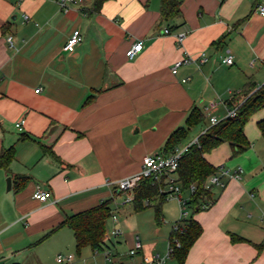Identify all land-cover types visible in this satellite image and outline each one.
I'll list each match as a JSON object with an SVG mask.
<instances>
[{"label": "crops", "instance_id": "crops-1", "mask_svg": "<svg viewBox=\"0 0 264 264\" xmlns=\"http://www.w3.org/2000/svg\"><path fill=\"white\" fill-rule=\"evenodd\" d=\"M176 1L180 15L163 20L162 0H108L99 10L95 0H84L68 11L58 0H0V155L15 149L8 169L0 167V261L40 264L31 250L44 241L62 253L75 247L71 228L54 231L60 222L107 200L117 212V183L140 173L144 156L162 151L194 108L217 100L213 114L223 119L235 95L264 84V15L257 10L264 0ZM77 29L82 39L67 52L64 45ZM137 41L143 49L129 59L126 51ZM203 53L209 60L200 67L184 64L177 75L171 72L184 55ZM228 54L231 65L223 62ZM251 118L244 129L247 150L234 155L224 142L206 155L215 167L243 173L225 188L214 187L211 206L191 214L203 231L182 264H264V136L258 125L264 108ZM208 124L194 127L182 146ZM38 187L50 192L49 200L34 197ZM119 225L123 229L120 219ZM137 236L143 247L131 257ZM170 236L164 235L165 251ZM109 246L128 264L161 253L159 242L124 229Z\"/></svg>", "mask_w": 264, "mask_h": 264}, {"label": "trees", "instance_id": "trees-1", "mask_svg": "<svg viewBox=\"0 0 264 264\" xmlns=\"http://www.w3.org/2000/svg\"><path fill=\"white\" fill-rule=\"evenodd\" d=\"M106 1L108 0H95V9L99 10ZM180 13L178 1L162 0L163 20L180 15ZM228 105L237 109L236 115L225 117L215 125H209L198 137V143L192 144L189 150L184 153L177 169L178 181L185 194H188L190 198L189 204L192 206L193 213L201 209L200 205L204 198L212 201V189L206 188V182L208 177L215 173L216 167L208 161L206 155L224 142L230 143L234 155L244 152L249 147L250 142L244 129L253 114L264 108V84L261 86L250 85L248 89H243L228 102ZM205 121L206 117L203 111L197 107L194 108L187 117L185 125L178 127L170 134L162 151L166 154L175 152L189 137L191 130ZM258 125L264 136V119L260 120ZM14 157V147L2 151L0 167L8 169ZM192 185H195L194 191L190 190ZM163 186L164 178L155 180L153 177H147L142 179L135 189V210L142 211L153 207L155 219L159 224L162 222L163 206L167 201L166 193L161 192ZM145 201H149L150 204L145 205ZM111 212V200L103 201L96 206L67 216L54 231L64 226L71 228L74 232L78 253L85 247H91L93 251L103 249L105 246H109L105 241V236ZM202 231V225L192 216L184 224L182 232L171 231V236H177L182 243V246L175 250L173 256L181 264ZM263 245L264 242L260 246Z\"/></svg>", "mask_w": 264, "mask_h": 264}, {"label": "built area", "instance_id": "built-area-1", "mask_svg": "<svg viewBox=\"0 0 264 264\" xmlns=\"http://www.w3.org/2000/svg\"><path fill=\"white\" fill-rule=\"evenodd\" d=\"M84 0H58L60 9L63 11H68L71 4H82ZM21 0H18L20 3ZM257 10L260 14L264 15V3L257 5ZM25 21L29 20V15L23 14ZM165 33H170V29L166 28ZM186 33H178L177 39L181 43L185 37ZM81 31L79 29L75 30L71 37L66 41L64 45V50L67 52H73L76 49V46L81 41ZM9 42L12 44V36L8 37ZM143 49V42H135L127 51L126 55L129 59H134ZM209 60V57L206 54H202L199 57H193L189 54L184 55V57L178 59L171 68V72L174 75H177L179 69L184 64L196 63L198 67L203 65ZM223 62L227 65L234 63V56L228 54L223 58ZM190 79V76H187L182 79L183 82H186ZM219 102L217 100L212 101L203 107V113L208 119L209 125L217 124L221 119L213 114V111L217 109ZM237 113L235 107L228 108L226 117H234ZM26 119L22 118L16 122L18 129H22L25 124ZM198 143V138L189 143L186 146L177 148L173 153L166 154L163 151L149 154L144 156L142 170L137 175L123 179L117 183L118 191L120 193L125 192L127 194L126 198L121 202L122 205L134 203L135 202V189L139 185L140 181L147 177H153L155 180H161L164 178V186L161 188L162 193H166V200H177L180 204V217L173 223L172 230L173 232H182L184 224L191 217L189 210H192L189 196L185 195L183 188L178 181L177 169L180 166L181 158L185 152H187L192 144ZM243 169L238 167L236 169H230L223 165L217 166L215 173L208 177L206 182L207 189H213L214 187L225 188L227 181L230 179H240L242 177ZM191 191L195 190V185L191 186ZM50 192L42 190L38 187L34 193V197L42 202L49 200ZM201 203V209H207L211 206L212 201L204 198ZM149 201H145V205H149ZM109 220L113 223L112 228L105 236V241H109L113 244L123 235V229L119 225V216L115 210H112ZM182 246L180 239L177 236H171L164 254L155 253L151 256H144L140 264H165L167 260L174 256L175 250L179 249ZM143 245L139 239V236L136 237V242L133 248L128 251V254L131 257H134L141 249ZM94 252H100L104 255L105 263L104 264H128L118 260V255L114 253L112 246H105L103 249L94 250ZM56 260L60 264H65L75 260L74 254H58Z\"/></svg>", "mask_w": 264, "mask_h": 264}, {"label": "rangeland", "instance_id": "rangeland-1", "mask_svg": "<svg viewBox=\"0 0 264 264\" xmlns=\"http://www.w3.org/2000/svg\"><path fill=\"white\" fill-rule=\"evenodd\" d=\"M257 114L255 115V117ZM207 119V118H206ZM208 120V119H207ZM206 122L208 123V121ZM253 118L249 120L251 124ZM256 123V121H255ZM209 126V124H208ZM201 127V126H200ZM192 135L188 140L191 139ZM125 192L116 195L113 205L118 206V216L123 225L124 231L131 230L136 231L141 238L145 237L150 242L157 241L159 246L157 250L161 253H165V243H163L164 235L172 230L173 223L180 217V209L177 200H167L163 206L164 218L159 224L155 219V212L153 207L146 208L142 211H136L134 203L122 205L123 199L126 198ZM190 215L193 210H189ZM168 213V214H167ZM170 216L176 218L174 221H169ZM109 221V220H108ZM109 230L112 228L111 223L108 222ZM126 228V229H125ZM161 229L160 235L156 233V230ZM123 236V235H122ZM46 240V239H45ZM59 246L51 244L47 241L42 242L36 248H32L31 253L35 260H38L40 264H57L56 258L60 253ZM75 255V260L68 264H104L105 258L102 253L94 252L91 247H85L78 253L76 245L69 251ZM63 252V253H66ZM61 252V254H63ZM67 254V253H66ZM166 264H178L173 257L167 260Z\"/></svg>", "mask_w": 264, "mask_h": 264}, {"label": "water", "instance_id": "water-1", "mask_svg": "<svg viewBox=\"0 0 264 264\" xmlns=\"http://www.w3.org/2000/svg\"><path fill=\"white\" fill-rule=\"evenodd\" d=\"M7 188H8V190L11 188V178L10 177H8V179H7ZM4 262H5V260H1L0 264H3Z\"/></svg>", "mask_w": 264, "mask_h": 264}]
</instances>
